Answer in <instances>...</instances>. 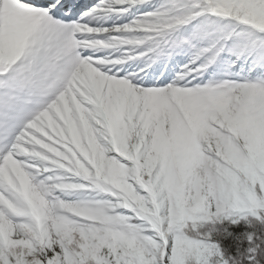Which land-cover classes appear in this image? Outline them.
Listing matches in <instances>:
<instances>
[{
    "label": "snow or ice",
    "instance_id": "obj_1",
    "mask_svg": "<svg viewBox=\"0 0 264 264\" xmlns=\"http://www.w3.org/2000/svg\"><path fill=\"white\" fill-rule=\"evenodd\" d=\"M0 264H264V0H0Z\"/></svg>",
    "mask_w": 264,
    "mask_h": 264
}]
</instances>
